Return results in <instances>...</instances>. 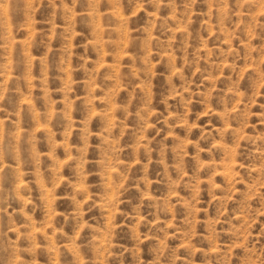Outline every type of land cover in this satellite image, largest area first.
I'll use <instances>...</instances> for the list:
<instances>
[{
	"label": "rangeland",
	"instance_id": "374dc122",
	"mask_svg": "<svg viewBox=\"0 0 264 264\" xmlns=\"http://www.w3.org/2000/svg\"><path fill=\"white\" fill-rule=\"evenodd\" d=\"M0 264H264V0H0Z\"/></svg>",
	"mask_w": 264,
	"mask_h": 264
}]
</instances>
